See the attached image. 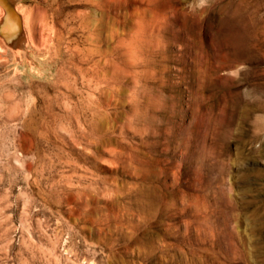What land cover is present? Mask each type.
Wrapping results in <instances>:
<instances>
[{
  "label": "rangeland",
  "instance_id": "374dc122",
  "mask_svg": "<svg viewBox=\"0 0 264 264\" xmlns=\"http://www.w3.org/2000/svg\"><path fill=\"white\" fill-rule=\"evenodd\" d=\"M0 264H264V0H0Z\"/></svg>",
  "mask_w": 264,
  "mask_h": 264
}]
</instances>
